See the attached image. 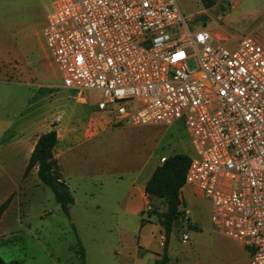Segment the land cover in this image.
Wrapping results in <instances>:
<instances>
[{
    "label": "built area",
    "instance_id": "1",
    "mask_svg": "<svg viewBox=\"0 0 264 264\" xmlns=\"http://www.w3.org/2000/svg\"><path fill=\"white\" fill-rule=\"evenodd\" d=\"M44 1L42 36L63 87L100 95L115 127L182 121L196 150L185 187L212 203V223L251 264H264V32L191 33L177 0Z\"/></svg>",
    "mask_w": 264,
    "mask_h": 264
},
{
    "label": "rangeland",
    "instance_id": "2",
    "mask_svg": "<svg viewBox=\"0 0 264 264\" xmlns=\"http://www.w3.org/2000/svg\"><path fill=\"white\" fill-rule=\"evenodd\" d=\"M177 3L184 17L190 19L191 33L212 28L215 33L234 39L264 32V0H214L210 9L201 0H177ZM46 15L44 0H0V153L6 139L18 134L19 126L45 118H62L74 126L92 128L97 134L100 151L96 164L106 163L109 156L117 166L136 168L147 161L157 164L163 156H195L194 144L182 121L171 126L107 128V116L92 114L97 111L95 103L100 95L88 94L89 104H82L65 88L53 90L62 85V78L40 45L45 43L42 29ZM203 17L206 20L202 22ZM23 45L29 51L26 56L19 51ZM190 66L195 67L193 61ZM53 92L55 97L50 96ZM7 164L14 168L0 167V201L12 186L16 187L15 181L24 172V166L12 156L5 160ZM31 189L30 174L13 194L12 209L0 222V257L6 263L82 264L78 233L90 250L91 264L102 260L106 264H119L118 250L136 248L138 227L144 224L143 220H151L155 225L159 221L157 215L148 213L142 219L123 211L116 212L117 216L111 209L112 203L99 195L93 201L79 204V209L74 208L71 218L62 212L48 187L42 185L30 193ZM182 196L181 211H188L191 220L179 221L172 232L179 263L187 264L196 259L197 237L203 234L208 237L216 228L208 199L190 186L184 187ZM82 205L93 209L81 212ZM124 221L130 234L123 232L121 236L118 225ZM183 234L189 237L186 244H182Z\"/></svg>",
    "mask_w": 264,
    "mask_h": 264
},
{
    "label": "crops",
    "instance_id": "3",
    "mask_svg": "<svg viewBox=\"0 0 264 264\" xmlns=\"http://www.w3.org/2000/svg\"><path fill=\"white\" fill-rule=\"evenodd\" d=\"M225 18L226 16L223 17V19ZM210 30L217 38L226 37L225 35L221 36V34L215 33L212 28ZM234 39L239 41L241 38ZM40 45L46 53L47 58H50L45 43H41ZM19 51L22 56L29 54L28 49L24 45L21 46ZM42 74L46 76L44 73ZM58 87L64 88L62 84L61 86H55L53 90H56ZM65 90L73 92L66 88ZM74 94L78 98L77 101L79 103L89 104L88 94L84 98H80L76 93ZM50 96L55 97L56 93L53 92ZM98 101L95 103L96 107ZM92 114L98 117L107 116L108 119L105 121L107 128L115 127L112 124V116L99 111L98 107L97 111ZM52 130L57 132L58 138L57 145L54 149V158L58 163L62 180L68 184L75 198V204L70 208V217H73L74 208L79 209L77 207L79 204L93 201L98 195L104 201L112 203L111 209L115 211L116 215V212L123 211L125 214L129 213L142 219V216L146 213L149 216L155 214L159 219L156 224L158 226L152 223L151 220H149L150 223L143 220L144 224L142 223L138 227L139 234L136 248H120L117 252L118 262L119 264H149L150 262L155 264L157 261L161 262L164 254H166L168 259L167 264H180L176 254L174 232L170 234L168 241H166L165 230L162 226L163 215L167 210L166 202L163 199L150 197L146 193L148 181L155 170L162 165L160 162L161 159L157 164L147 161L136 168H124L117 166L108 156L106 163L104 161L102 164H96L95 161L98 162L97 158L100 151L97 145L100 143L97 134L92 128L74 126L62 120V118L56 120L45 118L40 121L27 122L19 126L17 135L11 139H6V144L2 146L0 153L1 169L5 168L9 170L14 168L12 165H5V160L8 159V156H12L24 166V172L18 178V181H15L16 187L13 188L12 186L10 188L11 191L2 198L0 205L9 197L13 196L15 191L19 189V186L23 184V180L27 178L24 177V173L38 139L43 134ZM150 164L152 165L151 168H149ZM37 172L38 168H35L30 173L33 186L30 193L40 189L43 185L38 178ZM143 175L144 178L142 179ZM182 199L184 204L183 196ZM81 208V212L93 209L92 206L86 207L85 205H82ZM11 209L12 205L4 213L0 222H2ZM74 226L76 225L74 224ZM214 227L216 228L215 225ZM118 229L121 236L123 232L128 235L130 234L126 221L119 224ZM132 234L134 235L135 232H132ZM163 241L165 245L161 246ZM81 242L86 251V264H91L90 250L82 240ZM182 244L185 243L182 242ZM194 246L198 250L196 259L187 262V264H251L248 249L241 243L225 236L217 228L208 237L205 234L198 236L194 242ZM201 249L202 251L199 252ZM92 264H106V262L102 260L94 263L92 261Z\"/></svg>",
    "mask_w": 264,
    "mask_h": 264
},
{
    "label": "trees",
    "instance_id": "4",
    "mask_svg": "<svg viewBox=\"0 0 264 264\" xmlns=\"http://www.w3.org/2000/svg\"><path fill=\"white\" fill-rule=\"evenodd\" d=\"M206 8H212L214 0H201ZM57 132L52 130L40 136L26 167L24 177H28L33 169L38 168V178L45 187H48L54 194L62 212L70 217V208L75 204V198L68 186L62 180L59 166L54 158V149L57 145ZM191 162V157L186 154H175L166 158L165 162L159 166L147 183L146 193L150 197L163 199L166 202L167 210L163 215L162 226L165 230L166 241L176 223L181 221L183 205L182 191L185 187L186 173ZM13 196L9 197L0 205V221L4 213L8 210ZM75 228V226H74ZM76 230V228H75ZM78 245L81 250L82 264H86V251L82 245L78 233L76 234ZM166 254L161 262L155 264H167ZM0 264H24L23 261H12L6 263L0 257Z\"/></svg>",
    "mask_w": 264,
    "mask_h": 264
},
{
    "label": "snow or ice",
    "instance_id": "5",
    "mask_svg": "<svg viewBox=\"0 0 264 264\" xmlns=\"http://www.w3.org/2000/svg\"><path fill=\"white\" fill-rule=\"evenodd\" d=\"M182 56H183V53H177L176 56H175V58L178 59V58H180V57H182Z\"/></svg>",
    "mask_w": 264,
    "mask_h": 264
},
{
    "label": "water",
    "instance_id": "6",
    "mask_svg": "<svg viewBox=\"0 0 264 264\" xmlns=\"http://www.w3.org/2000/svg\"><path fill=\"white\" fill-rule=\"evenodd\" d=\"M202 22L206 20V17H203L202 19H200Z\"/></svg>",
    "mask_w": 264,
    "mask_h": 264
},
{
    "label": "bare ground",
    "instance_id": "7",
    "mask_svg": "<svg viewBox=\"0 0 264 264\" xmlns=\"http://www.w3.org/2000/svg\"><path fill=\"white\" fill-rule=\"evenodd\" d=\"M82 101V100H81Z\"/></svg>",
    "mask_w": 264,
    "mask_h": 264
}]
</instances>
